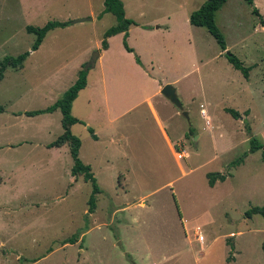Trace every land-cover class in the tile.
<instances>
[{
  "label": "rangeland",
  "instance_id": "374dc122",
  "mask_svg": "<svg viewBox=\"0 0 264 264\" xmlns=\"http://www.w3.org/2000/svg\"><path fill=\"white\" fill-rule=\"evenodd\" d=\"M125 1V15L134 21L128 45L144 65L153 61L157 81H171L166 84L176 88L188 118L165 99L172 110L166 127L174 154L145 105L114 124L112 143L106 131L95 143L83 125H74L71 131L80 135L82 157L90 160L101 189L94 213L86 215L92 186L81 177L70 185L68 144L58 153L46 146L62 133L60 112H23L47 107L73 83L79 64L100 53L102 34L115 16L98 17L103 0H0V59L30 50L35 35L26 25L69 21L48 31L23 66L6 68L0 81V259L3 264H264V218L245 216L249 208L264 205V152L244 155L251 136L264 142V0H254L263 24L245 0H227L216 11L225 50L205 28L189 21L184 26L179 14L165 18L179 11L182 0ZM184 1L182 9L190 13L205 0ZM80 17L91 20L73 22ZM112 48H122L126 63L134 58L122 35L112 39ZM227 51L251 67L248 78L228 62ZM127 68L124 88L135 92L140 76ZM135 98L130 93L124 106ZM101 120L91 126L97 129ZM181 150L188 156L179 159ZM55 157L58 174L43 166ZM240 157V164L230 165ZM214 172L229 175L209 186L206 175ZM73 234L77 241L64 244Z\"/></svg>",
  "mask_w": 264,
  "mask_h": 264
},
{
  "label": "trees",
  "instance_id": "16d2710c",
  "mask_svg": "<svg viewBox=\"0 0 264 264\" xmlns=\"http://www.w3.org/2000/svg\"><path fill=\"white\" fill-rule=\"evenodd\" d=\"M227 0H205L197 9L193 10L189 15V22L195 26H201L206 29V31L214 38L221 50L226 49V41L223 33L220 28L217 26L215 21L216 11L226 2ZM249 5L252 6V12L258 16L260 23L263 24V17L260 14L258 8L254 4V0H245ZM104 13H112L115 16V24L107 28L101 39V48L106 49L108 47L107 39L110 36H113L118 33H123L122 35V45L127 52L133 53L135 62L142 65V62L138 55L134 53V49L128 45V29L130 25L134 24V21L125 16V11L123 3L121 0H103V9L98 14L100 17ZM69 24V21H60V20H49L42 26H35L28 24L25 26L27 33H32L35 35V40L33 41L30 50L21 52L16 56L5 55L0 59V81L4 77V71L6 68H19L23 66V62L31 51L37 50L40 44L42 43L45 35L48 31L58 28L65 27ZM225 57L228 62L237 70L241 72L244 78H248L249 71L251 67L245 66L243 62L233 53L227 51ZM85 63L81 65L80 70L78 71L77 78L52 104L48 105L42 109L36 110H27L23 113L27 116H34L43 113H51L56 109H59L61 112L60 124L63 129L62 133L59 134L54 140L47 143V147H59L64 144L69 146V154L72 159L71 174L73 176L82 175L84 181L90 182L92 186L91 193L87 200V212L93 213L96 208V194L101 192V189L96 181V178L91 170V167L88 164H84L79 157V148L81 145L80 138L72 133L71 126L75 123H84L79 118L75 117L71 113L72 102L76 98L78 92L86 86L87 83V72L88 69H83ZM4 109L0 105V112ZM225 111L228 112L232 117L239 118V111L232 108H225ZM90 133H93L91 127L88 128ZM249 150L244 154L246 155L249 152H254L256 150H261L264 152V142L257 139L255 136L249 138ZM243 157L236 159L230 165L235 166L240 164L243 160ZM229 173H208L206 176L208 178L209 186H213L217 180L223 181ZM253 214H260L264 218V205L262 206H253L245 211V216L250 218ZM76 234L71 235L63 243H75L77 241ZM262 250L264 253V242L262 243Z\"/></svg>",
  "mask_w": 264,
  "mask_h": 264
},
{
  "label": "crops",
  "instance_id": "0c3cea01",
  "mask_svg": "<svg viewBox=\"0 0 264 264\" xmlns=\"http://www.w3.org/2000/svg\"><path fill=\"white\" fill-rule=\"evenodd\" d=\"M182 2L185 3L184 0H182ZM182 2L176 5L179 11L171 12L168 16H165V18H167V20L170 21L171 18H175L179 14L180 15L179 21L180 22L183 21L182 23L184 24V26H188L190 24V22L188 24L189 15L192 11L189 13L188 10H183ZM197 27H201V26H197ZM165 28L167 30H171V31L173 30L172 26H166ZM130 32L131 31L128 29V37H127L128 40L130 38ZM116 35H123V33L115 34L113 36H110L107 39L108 47L106 49L101 48L99 56L96 59L95 65L93 67V69L96 68V70L93 72L90 71L87 73L88 75H87L86 86L78 92L76 98L72 102V107H71L72 115L79 118L84 123L73 124L71 126V130L73 126L77 124L83 125L82 128L87 130L88 132H89L88 128L91 127L93 129V133H91V139L95 143L100 140V132L106 131L108 133V136L112 137L109 139V141L112 143V139L116 141L115 136H117L116 131L114 132V128H115L114 124L117 122H120L121 119H123L129 113L135 110H138L142 105H145L146 109L149 111L150 115L153 117L163 140L166 142L169 149L173 151V154H174L175 151L173 149H174L175 141H173L174 139L170 137V134L167 131V127H166L167 126L166 123L169 121V118L172 115L171 114L172 110L168 104H165V101H166L165 99L167 98H159V95L162 94L161 89L163 85L166 84V82L170 83L171 81H159V80L157 81L155 77H153L152 72H151L152 67L150 66L154 64L152 60L149 62V64L144 65L143 58H140L142 65L144 67H141L140 65H138L135 62V59L130 58V57H129L128 63H126L125 61L127 59V55L126 53H124L122 48H118L117 51H115L114 48H112V39L116 37ZM84 62H86V60L82 61L79 64V69L81 68V65ZM97 65L98 67H96ZM127 67H130L131 69L134 68L135 70H137V73L140 76V79H139L140 84H138V86H135V92H133L132 90L131 92L127 91L124 88L128 85V81H129L126 79V72L128 71ZM140 68H144L147 73L145 71L142 72ZM147 88H150V89H147ZM130 93H133V95L136 96V98L131 103L124 106L126 98H128ZM79 100H81V103L77 104L79 108L78 113H75L74 107H75V104L79 102ZM200 106H202L203 109L205 110L203 104H200ZM56 111L60 112L59 109H56L51 113H43V114L52 115L56 113ZM205 116H207L206 111L203 117ZM59 118H61V115ZM100 119H102L100 123V127L96 129L91 126L92 121L100 120ZM120 133L122 132L120 131ZM78 136L80 137V135ZM65 145L67 144H64L59 147H48V148H51L53 152L58 153L62 151L63 149H65ZM82 150H83V144L81 140V145L79 148V157L80 159H82V162L84 164H88L92 170V164L90 163V160L86 159L85 157L84 158L82 157ZM89 156L90 155H88L87 158H89ZM58 159H59L58 157H55L47 161H44L43 166H45L49 172H52L53 174H58L61 170V168L58 167L59 166V164L57 163L59 161ZM67 173H68V170H67ZM69 175L71 177L70 185L72 186L76 184L82 178V175L73 176L71 174V168L69 170ZM120 176L122 175L120 174ZM93 213H89V214H93ZM3 260L6 261L5 259ZM3 260L2 262H0V264H3ZM4 264H7V263L5 262ZM28 264H31V263H28Z\"/></svg>",
  "mask_w": 264,
  "mask_h": 264
},
{
  "label": "water",
  "instance_id": "95a60500",
  "mask_svg": "<svg viewBox=\"0 0 264 264\" xmlns=\"http://www.w3.org/2000/svg\"><path fill=\"white\" fill-rule=\"evenodd\" d=\"M87 20H91V18L90 17H80V18L75 19L73 22H82V21H87ZM98 55H99V52H95V55L85 63L84 69H89L90 67H93L95 65V61H96ZM161 93L174 106H176L179 110H181V113L183 116L188 118V113L185 110H183V106H182V104L178 98L176 88L173 85H171L169 83L165 84L161 89Z\"/></svg>",
  "mask_w": 264,
  "mask_h": 264
},
{
  "label": "built area",
  "instance_id": "2783aa9c",
  "mask_svg": "<svg viewBox=\"0 0 264 264\" xmlns=\"http://www.w3.org/2000/svg\"><path fill=\"white\" fill-rule=\"evenodd\" d=\"M200 107H201L200 113L202 114V116H204L205 115V110L203 109L202 106H200ZM176 154H177V157L179 159H182V158H185V157L188 156L187 152L184 151V150H181L180 152H177ZM199 240L203 241V236L202 235L199 236Z\"/></svg>",
  "mask_w": 264,
  "mask_h": 264
}]
</instances>
